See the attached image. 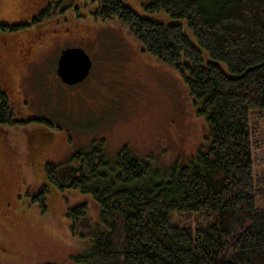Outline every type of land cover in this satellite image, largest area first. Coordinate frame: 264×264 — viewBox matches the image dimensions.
<instances>
[{
  "label": "trees",
  "instance_id": "1",
  "mask_svg": "<svg viewBox=\"0 0 264 264\" xmlns=\"http://www.w3.org/2000/svg\"><path fill=\"white\" fill-rule=\"evenodd\" d=\"M95 1L97 20L121 22L148 58L185 80L208 137L186 164L165 173L127 147L112 164L104 141L64 164L46 163L49 184L90 194L101 206L96 225L86 203L67 210L71 234L91 240L88 252L72 259L264 264V172L255 155L264 138V0H153L142 11L123 0ZM49 19L46 12L39 21ZM27 27L0 24L4 32ZM31 121L52 125L22 119L0 82V128ZM46 192L43 185L32 196L43 214Z\"/></svg>",
  "mask_w": 264,
  "mask_h": 264
},
{
  "label": "rangeland",
  "instance_id": "2",
  "mask_svg": "<svg viewBox=\"0 0 264 264\" xmlns=\"http://www.w3.org/2000/svg\"><path fill=\"white\" fill-rule=\"evenodd\" d=\"M123 1L142 11L153 0ZM35 2L39 7L45 1L0 0V24L28 21ZM76 5L86 15L75 17ZM96 8L95 0H64L57 5V22L49 24L64 32H36L28 42L29 31L0 30V74L11 87L19 116L52 123L0 128V264H82L72 258L90 248L91 240L71 234L66 213L86 203L96 225L101 206L90 194L49 184L46 163L64 164L104 141L112 164L127 147L165 173V167L186 164L206 143L208 123L197 113L200 101L191 97L185 80L148 58L121 22L97 20ZM70 47H82L94 61L91 75L72 86L56 73L62 50ZM260 138L256 165L264 172ZM43 185L44 214L39 202L23 192L32 187L36 194Z\"/></svg>",
  "mask_w": 264,
  "mask_h": 264
},
{
  "label": "water",
  "instance_id": "3",
  "mask_svg": "<svg viewBox=\"0 0 264 264\" xmlns=\"http://www.w3.org/2000/svg\"><path fill=\"white\" fill-rule=\"evenodd\" d=\"M57 63V74L69 86L82 83L93 67L91 57L82 47L63 49Z\"/></svg>",
  "mask_w": 264,
  "mask_h": 264
},
{
  "label": "flooded vegetation",
  "instance_id": "4",
  "mask_svg": "<svg viewBox=\"0 0 264 264\" xmlns=\"http://www.w3.org/2000/svg\"><path fill=\"white\" fill-rule=\"evenodd\" d=\"M45 2H44V4L41 6H37L38 5V2H35V8H34V10L33 11H31V14L28 16V21H24V22H26L28 25H29V27H30V29H27V28H29V27H27L26 29H25V31H29V32H31V33H29L28 32V37H27V40L25 41V42H28V39L30 38V37H32L33 35H31V34H33V33H39V34H47V33H51V34H55V35H58V34H62V32H64L63 30L64 29H62V28H56V26H52V27H50V25L49 24H51V23H55V22H57V19H56V14H58V12L56 13V9H57V5L59 4V3H61V0H44ZM77 6V5H76ZM30 7V6H29ZM54 7V8H53ZM33 7H30V9H32ZM79 8V9H78ZM80 7L79 6H77V8H76V10L78 11V13L76 14H74V16L76 17V16H78V17H80V16H84V15H86V14H83L81 11H80ZM75 9H72V11H74ZM60 11V10H59ZM80 11V12H79ZM49 13L53 18H55V20L54 19H49V20H47V21H45V22H41V21H39V19L41 18V16H43V14L44 13ZM93 15L95 16V14L93 13ZM96 17V16H95ZM86 22V21H85ZM49 25V26H48ZM33 31H35V32H33ZM26 32V33H27ZM15 39V38H14ZM24 45V44H23ZM9 48V45H8V47L7 48H3V49H8ZM1 51H3L2 49H0ZM3 77V76H2ZM3 80L4 81H6L5 80V78L3 77Z\"/></svg>",
  "mask_w": 264,
  "mask_h": 264
}]
</instances>
